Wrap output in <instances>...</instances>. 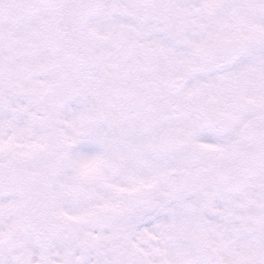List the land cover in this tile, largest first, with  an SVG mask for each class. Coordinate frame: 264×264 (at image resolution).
<instances>
[{
	"label": "snow or ice",
	"instance_id": "snow-or-ice-1",
	"mask_svg": "<svg viewBox=\"0 0 264 264\" xmlns=\"http://www.w3.org/2000/svg\"><path fill=\"white\" fill-rule=\"evenodd\" d=\"M0 264H264V0H0Z\"/></svg>",
	"mask_w": 264,
	"mask_h": 264
}]
</instances>
